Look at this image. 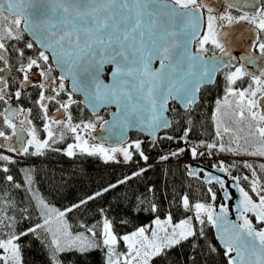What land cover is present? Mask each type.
<instances>
[{
	"label": "snow or ice",
	"instance_id": "6c2138e0",
	"mask_svg": "<svg viewBox=\"0 0 264 264\" xmlns=\"http://www.w3.org/2000/svg\"><path fill=\"white\" fill-rule=\"evenodd\" d=\"M220 5L218 8L213 0H0V74L14 68L18 85L14 92L8 91V79L0 75V102L6 105L0 111L3 125L0 138L9 142L15 138L19 145L0 143V148L14 154L0 152V172L7 174L9 166L18 163L16 156H40L48 149L60 151L53 145L63 142L69 134L75 141L67 144L64 150L69 157L78 150L90 156L99 154L109 161L114 160V154L119 152L125 161H130L133 153L129 149L134 148L147 161L140 141L110 149L102 144L89 145L81 133L90 136L96 124L91 120L73 122L72 106L79 103L74 94H85L97 120H102L98 108L115 105L113 116L119 114L122 130L140 123L155 135L157 129L170 126L164 116L170 100L191 110L197 102L196 93L200 86L214 83L215 76L221 72L225 95L216 100L212 114L215 137L219 142L200 141L189 149L192 158L205 155L204 151H198L200 148H204L208 155L218 150L234 156L264 157V0H220ZM234 11L238 14H233ZM244 24L250 27L243 29L241 38L244 33H253L254 39L245 55L238 58L231 52L233 30L235 25ZM25 34L31 39L26 40ZM215 50L219 51V57ZM209 51H212L211 56L207 55ZM155 61L159 62L158 68L153 67ZM248 65L257 66L258 73L249 71ZM107 66H111V70L106 73ZM57 69L60 74L54 77L52 73ZM105 75L108 76L107 82ZM33 77L37 78L35 86L40 89L35 104L44 122L46 136L43 139L29 118L32 110L13 108L10 103L13 97L16 101L21 100L23 90L33 84ZM68 80L71 90L66 88ZM245 83L246 87L243 86ZM61 93L67 98H62ZM49 104L57 106L58 115L49 112ZM20 116L23 119H19ZM225 116L238 126L246 122L248 130L243 145L242 137L224 122ZM107 123L103 121V124ZM188 124L180 138L184 142L192 131L191 120ZM4 128L11 134H6ZM222 131L231 134L230 145L234 143L235 147L224 144ZM23 132L27 133L26 141L21 135ZM165 139L172 140V137L166 136ZM250 139L258 141L251 150L248 147ZM185 150L180 148L178 152H171V156H178ZM160 159L168 160L169 156ZM243 166L252 170L251 192L257 200H253L248 191L239 189L241 199L237 211L241 223L233 224L231 230H221L218 223L226 218L227 206L221 205L217 215L212 205L191 203L188 195H183L180 203L185 211L193 212L192 217L175 225L171 214L163 222L157 217L154 221L156 227L150 234L146 227H140L120 236L114 231L113 222L103 215V209H100V221L92 226L81 225L83 231L73 233L65 219L66 213L50 208L38 191H32V177L25 171V181L40 209L43 223L17 233L15 219L6 214L0 216V264H23L19 241L30 233L37 235L40 229L50 235L47 244L49 264H64L62 257L67 253L83 256L96 250L104 252L105 264H153L155 258L166 255V250L197 237L198 232L202 237L206 222L217 227V239L221 242L227 264H264V187L252 165L245 161ZM260 167L264 169V165ZM144 171L146 169H141L133 175ZM220 171L227 172V168L221 164ZM189 175L193 172L189 171ZM5 179L12 182L13 176L6 175ZM127 179L131 177L118 183L123 184ZM212 179L223 188V180L209 177L207 182ZM232 179L238 181L239 177ZM15 186L19 188L21 185ZM115 187L116 184L110 185V188ZM208 191L214 202L216 194L211 188ZM102 194L97 192L73 208H79ZM142 203L139 201L131 206L130 212L158 211L155 203L147 209L139 206ZM53 213L58 223L55 229L51 226ZM249 213L260 227L253 224ZM193 220L201 225L199 229ZM121 223L127 224L128 221L122 220ZM121 241L126 252L117 251ZM207 251L212 253L217 249L208 244ZM192 264H196L195 258Z\"/></svg>",
	"mask_w": 264,
	"mask_h": 264
},
{
	"label": "trees",
	"instance_id": "16d2710c",
	"mask_svg": "<svg viewBox=\"0 0 264 264\" xmlns=\"http://www.w3.org/2000/svg\"><path fill=\"white\" fill-rule=\"evenodd\" d=\"M25 39L29 40L26 35ZM29 54H32L31 50H29ZM12 62L15 63L14 58ZM52 75L55 77L57 73L54 71ZM16 77L17 73L13 68L7 77L10 92H14L18 87L15 83ZM36 83L33 82L23 90L24 95L20 101H16L13 97L10 102L32 110L29 118L32 119L40 138L43 139L46 136L43 132L44 122L40 118V109L35 104L40 91L35 86ZM220 93L217 80L213 86L203 90L197 105L190 111L181 112L175 107L171 109L168 113L171 125L158 135L155 142H143L139 133H130L129 140L141 142V150L148 157L147 161L140 157L134 148L131 149L132 159L127 163L103 162L98 155L90 156L81 154L79 151L69 157L64 153V150L67 144L74 141L70 134L63 142L53 145V148H58L60 151L48 149L40 156L15 158L18 163L10 165L7 174L0 172V216L6 214L7 217L14 218L17 233L21 230L26 231L38 223L42 224L43 217L40 215V209L32 198V191H38L50 208L66 213L65 219L73 233L83 231L81 225L92 226L100 221L102 218L100 209H103V215L113 222L114 231L120 236L141 225L150 223L157 217L164 218L171 214L173 223L188 218L191 211H185L180 203L183 195H188L191 203L198 201L222 203L220 191L215 185L204 184L198 176H186L179 161L189 157L188 148L180 139L185 128L189 126V120H191L192 131L187 140L199 143L200 141L206 142L211 138L214 129L212 114ZM61 97L66 99L64 93H61ZM74 99L79 102L77 96H74ZM56 107L49 104V111L56 110ZM109 111L110 109H103L98 115L104 119ZM72 115L74 123H79L81 120H95L97 125L100 121L96 119V116L90 115L80 102L72 106ZM241 126L246 129L245 125ZM0 127H3L2 120H0ZM3 130L6 131V134H11L10 130L6 128ZM166 136H171L172 140L165 139ZM180 148H185V152L178 156H171V152H178ZM213 152L215 154V151ZM216 154H220V152ZM164 155H168L169 159L161 160L160 157ZM143 163L150 164L142 165ZM227 168L234 176L245 177L249 172L248 168L237 162L227 163ZM141 169H146V171L140 175H133L140 172ZM25 171H28L32 177V191H29V185L25 181ZM6 175H12L13 181H7ZM127 177H131V179H127L123 184L118 183ZM16 184L21 186L17 188ZM113 184H116L117 187L110 188V185ZM106 188L109 191L104 192L103 190ZM209 188L216 194L214 202L211 200ZM97 192L103 194L94 200H88L87 204L81 205L79 208H73V205L80 204L89 196H95ZM139 201H143L139 206L144 209H147L151 203H155L158 211L156 213L146 210L130 212V207ZM69 208L73 210L67 211ZM52 219L51 226L55 229L58 226L55 213L52 214ZM122 220H127L128 223L122 224ZM194 225L197 229L201 227L197 221L194 222ZM203 230L202 237L198 232L197 237L183 241L171 250H166V255L155 258L153 264H192L193 258H195L196 264H227V258L216 243L211 225L206 222L203 225ZM4 231L10 230L5 229ZM49 240L50 235L43 229L38 230L37 235L30 233L27 237H22L19 243L23 264H49L47 250ZM208 244L213 245L217 251L208 252ZM193 245L196 246L195 249ZM120 248H124L122 241L117 246V251ZM62 258L64 264H105V254L99 250L83 256L78 253H67Z\"/></svg>",
	"mask_w": 264,
	"mask_h": 264
},
{
	"label": "water",
	"instance_id": "95a60500",
	"mask_svg": "<svg viewBox=\"0 0 264 264\" xmlns=\"http://www.w3.org/2000/svg\"><path fill=\"white\" fill-rule=\"evenodd\" d=\"M7 14V13H6ZM28 39H31V36L29 34H25ZM245 35V39L242 40V44H241V48L238 51L239 57L244 56L246 53V50L248 48V45L250 44L249 41L254 39V34L253 33H248V34H244ZM231 52L232 55L234 56L236 50L234 49L233 43H232V47H231ZM217 57L220 56V53L218 52ZM211 56V55H208ZM224 59H227V57H225ZM153 67L154 68H158L159 67V62L155 61L153 63ZM249 71L252 72H257L259 71L258 67L255 65H248L247 66ZM111 70V66H107L105 69V72L107 73L108 71ZM57 73V76L60 74L59 70L57 69L55 71ZM0 75L5 76V78H7L10 75V72H5L2 73ZM216 77V76H215ZM105 81H108V76L105 75L104 76ZM37 78L33 77V82H36ZM67 84V88L69 90H71V82L70 80L66 81ZM208 84H212V83H204L203 85H208ZM202 85V86H203ZM201 87V86H200ZM74 96L79 97V102L82 105V107L90 114H92V110L90 109V107L88 106V103L85 99V94L83 92H76L74 94ZM196 97L198 100V92L196 93ZM176 103L179 108L181 110H186L185 107L182 106V104L178 101H174V100H170L168 105H167V111L164 113V116L167 118V120L170 122L171 125V119L168 116V111L170 108V103ZM13 108H16L15 106L12 105ZM103 109H110L108 115L106 118L102 119L96 126L95 130H92L90 133V138L91 140H93L94 142H98L104 145H108V146H121L123 144H125L126 142H128L129 140V134L134 132V133H139L142 138H143V142L145 141H155L156 138L158 137V135L164 131L167 130L169 127L167 128H159L156 130L155 135L150 134L149 130L144 127L143 125H141L140 123H135L132 126L126 127L123 130L121 129L120 125H119V114H117L116 116H113V113L116 112V106L115 105H105L103 107L98 108V114L100 113L101 110ZM52 115H55L56 112H50ZM103 121H107V124H103ZM21 135L25 138H27V133L23 132L21 133ZM13 146H19L16 143L15 138H13ZM2 143L5 144H9V141H2ZM189 166V171L193 172V175H189V171L186 173V175L188 177H195V176H200L202 182L206 185L208 184H214L217 189H219L220 191V196L221 199L223 200V203L220 205H215L214 203H210V205L213 206L214 211L217 215H219L220 213V206L221 205H225L228 208V213L226 214V218L225 219H221L220 221H218L219 225H220V229L223 230L224 228H228L231 230V226L233 224H239L241 223V221L238 219V211H237V206L240 203V188H243L241 186V184L236 181L233 180L232 177L235 176H230L227 172L225 171H220V166L219 167H210L208 165H205L201 162H189L188 163ZM209 177H219L221 180L224 181V186L223 188L221 187V185L215 180L212 179L210 182H207L209 180ZM244 189V188H243ZM251 214V213H249ZM212 231H213V235L214 238L216 240V243L220 249V251L223 254V247L221 245L220 240L217 239L218 236V229L217 227L212 226ZM233 255H235V253H233Z\"/></svg>",
	"mask_w": 264,
	"mask_h": 264
},
{
	"label": "rangeland",
	"instance_id": "374dc122",
	"mask_svg": "<svg viewBox=\"0 0 264 264\" xmlns=\"http://www.w3.org/2000/svg\"><path fill=\"white\" fill-rule=\"evenodd\" d=\"M8 91H9V89H8ZM67 98V97H66ZM11 103V105H15V104H13L12 102H10ZM6 105H4L2 102H0V111H2L3 110V108L5 107ZM16 107H21V106H19V105H15ZM23 108V107H22ZM19 119H23V116H20L19 117ZM223 119H224V122L227 124V126H229V127H231L232 129H233V131L234 132H236V134L237 135H239V136H241L242 137V139H241V141L243 140V138L245 137V134L247 133V132H241V131H239V129L240 128H243L242 126L241 127H239L237 124H235V123H233V122H231V121H228L227 120V116H225V117H223ZM85 122H87V121H85ZM93 123H95V120H93L92 121ZM243 124V126L245 125L246 126V129H247V124H246V122L245 123H241L240 125H242ZM245 130V129H244ZM82 135H85V138H87L88 139V141H89V145H93V144H101V143H98V142H94L93 140H91V138H90V136H88L87 134H85V133H81ZM222 135H223V142H224V144L226 145V146H229L230 145V139L227 141V139H226V137H225V135H226V133H223V131H222ZM230 137H231V134H230ZM28 138V137H27ZM26 138V139H27ZM26 141V140H25ZM137 141V140H136ZM219 142L218 140H217V138L215 137V123H214V129H213V133H212V136H211V138H209L207 141H206V143H212V142ZM75 141H73L72 143H74ZM133 142H135V140H128V142H126L125 144H123V145H121V146H108V145H104V144H102L105 148H113V147H127L129 144H132ZM184 143H186V144H190L191 146H194V145H196V144H198V142H196V141H189V140H187V142H184ZM242 145H243V143H241ZM252 145H258V142H256V140H253V139H250L249 140V145H248V147L250 148V150L252 149ZM230 146H232V147H235V144L233 143V144H231ZM66 149V148H65ZM133 149V148H132ZM130 151H131V149H129ZM76 151H78V150H76ZM198 151H205L206 153H205V155H203L202 157L203 158H207V157H217L218 155H220V154H216L217 152H219L218 150H214L215 151V154H214V152H213V154L212 155H208L207 154V151L204 149V148H200V149H198ZM64 153H65V151H64ZM12 155H14L13 153H11ZM66 154V153H65ZM110 155L112 154V153H109ZM96 155H98L100 158H101V160L103 161V162H108V161H105L104 159H103V157L101 156V155H99V154H96ZM115 155V159L114 160H109V161H114V162H120V163H127L128 161H125L124 160V157H123V154L122 153H119V152H117V153H115L114 154ZM232 155V154H231ZM232 156H234V155H232ZM241 157H245V158H243L242 160H243V165H244V162L246 161V162H248L249 164H251L252 165V169H254L255 171H256V174H257V177L259 178V182H260V185L262 186V187H264V169H262L260 166L261 165H264V157H261V156H248V155H242ZM251 157H253V158H255V159H259V160H257V161H250V159L249 158H251ZM16 159H18V158H24V156H16L15 157ZM198 158H200V156H198ZM248 159V160H247ZM218 162V161H217ZM218 163H220V162H218ZM223 164V163H222ZM224 165V164H223ZM224 167H226L227 168V164L226 165H224ZM248 173L246 174L247 175V177H249L250 178V181H251V179H252V170L251 169H249L248 168ZM227 173L229 174V175H232L231 173H230V170L227 168ZM236 177H239V180H238V182L241 184V186L244 188V190L245 191H248L249 192V194L250 195H252V197H253V200H257V197L251 192V184L250 185H246L245 183H248V180H245L244 179V177H240V176H236ZM223 201V200H222ZM198 202H200V201H198ZM196 203V202H195ZM200 203H204V204H206V205H209L211 202H200ZM215 204H217V203H215ZM249 215V218H251L252 220H253V224L254 225H256L257 227H260V225H258V224H256V221H255V218L253 217V216H251V214H248ZM193 216V212L191 211V214L189 215V217H192ZM188 217V218H189ZM166 218L167 217H164V218H159L162 222L163 221H165L166 220ZM156 219V218H155ZM155 219L153 220V221H151L150 223H147V224H144V225H141V226H139L138 228H140V227H146L148 230H149V234H150V232H151V230H153V229H155V227H156V225L154 224V221H155ZM187 219V218H186ZM180 221H178V222H176V223H173L172 222V224L173 225H175V224H177V223H179ZM194 222H195V220H193L192 221V223L194 224ZM165 227H168L167 225H165ZM137 228V229H138ZM136 230V229H135ZM135 230H133V231H135ZM171 229L169 228V231H170ZM132 232V231H131ZM131 232H129V233H131ZM128 234V233H127ZM161 235H163V232H161L160 233ZM123 243V242H122ZM123 246H124V248L123 249H119L118 251L119 252H126L127 251V248H126V246L123 244Z\"/></svg>",
	"mask_w": 264,
	"mask_h": 264
},
{
	"label": "flooded vegetation",
	"instance_id": "af4514ba",
	"mask_svg": "<svg viewBox=\"0 0 264 264\" xmlns=\"http://www.w3.org/2000/svg\"><path fill=\"white\" fill-rule=\"evenodd\" d=\"M213 3H214L218 8L221 6V5H220V0H213ZM233 14H238V13H236V12L234 11ZM247 27H250V26H249V25H246V24H244V25H235V26H234V30H233V37H234V38H233V42H232V43H233L234 49L236 50L234 56H236V57H238V58H239L238 51H239V49L241 48L242 40L245 39V35H244V34H248V33H244V34H243V38H241V32L243 31L244 28H247ZM204 30H206V25L204 26ZM201 35H202V33H201ZM251 41H252V40H250L249 43H251ZM192 50H193V51L195 50L194 45L192 46ZM215 51H216V54L219 52L218 50H215ZM207 55H212V51H209ZM8 77H9V76H8ZM246 79H247V78H246ZM217 80L219 81V89H220V91H221L220 96H219V99H222V98L224 97V95H225V92H224V77H223V74H222V72H221V73H217V75H216V77H215V82H214V83H212V84H208V85H203V86H201V87L199 88V91H198V100H197V102L192 106L191 109H193V108L197 105V103H198V101H199V99H200V96H201L202 93H203V90H204L206 87L213 86V85L216 83ZM238 86H240V82H238ZM243 86L246 87V86H247V83H245ZM174 107L177 108V109H179L181 112L190 111V110H188V109H186V110H181V109L179 108V106H178L176 103H174V102L170 103L169 111H170L171 109H173ZM169 111H168V113H169ZM49 112H56V111L53 110V111H49ZM56 115H58V114L56 113V114L53 115V116H56ZM61 118H63V117H61ZM227 120L233 122V120H232L231 118L229 119L228 116H227ZM240 127H241V125H240ZM247 130H248V129H245V130H244V133L247 132ZM9 135H10V134H9ZM245 135H246V134H245ZM225 137H226V139H227V141H228V140L230 139V134H226ZM2 141H3V138H0V143H2ZM189 141L192 142V141H194V140H189ZM256 142H258V141H256ZM10 143L13 144V141H11ZM241 143H244V141L242 140ZM184 145H185V146H188L189 144L184 143ZM200 157H201L204 161H206V162L218 161V162H220L221 164L223 163L224 165H226V164L229 163V162H237V163H240V164L243 165V160H242V159L245 158V157H241V156H232L231 153H228V152H220V155H218L217 157H207V158H203L202 156H200ZM245 159H246V158H245ZM249 159H250V161H257V160H259L258 158L255 159V158H253V157H251V158H249ZM247 160H248V159H247ZM224 165H223V166H224ZM245 184H246L247 186L250 185V178L248 179V183H245Z\"/></svg>",
	"mask_w": 264,
	"mask_h": 264
},
{
	"label": "built area",
	"instance_id": "2783aa9c",
	"mask_svg": "<svg viewBox=\"0 0 264 264\" xmlns=\"http://www.w3.org/2000/svg\"><path fill=\"white\" fill-rule=\"evenodd\" d=\"M0 152H3L4 154H7V155H12L11 153H8L5 149H3V148H0ZM190 159L191 160H198V158L196 157V158H192V156H191V154H190ZM184 163H185V161H184Z\"/></svg>",
	"mask_w": 264,
	"mask_h": 264
},
{
	"label": "bare ground",
	"instance_id": "6f19581e",
	"mask_svg": "<svg viewBox=\"0 0 264 264\" xmlns=\"http://www.w3.org/2000/svg\"><path fill=\"white\" fill-rule=\"evenodd\" d=\"M186 219V218H185Z\"/></svg>",
	"mask_w": 264,
	"mask_h": 264
}]
</instances>
